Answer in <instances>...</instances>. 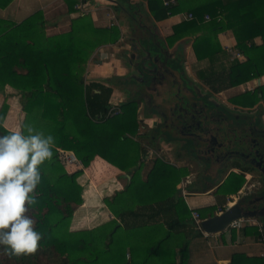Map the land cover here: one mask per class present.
Returning <instances> with one entry per match:
<instances>
[{
	"label": "trees",
	"instance_id": "1",
	"mask_svg": "<svg viewBox=\"0 0 264 264\" xmlns=\"http://www.w3.org/2000/svg\"><path fill=\"white\" fill-rule=\"evenodd\" d=\"M11 1L0 0V8ZM149 3L157 19L178 13L192 15L172 26L168 40L193 38L195 61L205 64L195 72L211 92L217 94L264 76V0H175L169 7L161 0ZM205 15L208 21H204ZM44 26L40 11L20 23L0 19V91L8 85L20 92L24 114L20 131L30 126L54 137L53 155L40 166L35 203L26 205L25 213L42 239L36 251L27 255L11 256L0 249V264H151L154 260L187 264V244L202 233L195 229L176 188L178 178L141 186L129 181L103 199L113 216L109 222L90 230H69L72 214L82 203L76 180L81 170L66 172L63 152H72L83 169L99 156L122 170L138 124L135 109H123L109 118L111 89L96 82L84 83L88 58L99 46L118 40V29L97 28L89 17L73 18L68 32L54 36H45ZM225 30L232 34L240 60L227 62L217 40V34ZM215 65H220L219 70L211 69ZM261 99L264 86L254 93L237 94L230 101L245 107ZM6 111L2 104L0 135L11 132L2 126ZM142 154L148 157L147 152ZM234 166L236 171L215 185L214 194L221 199L218 205L196 209L200 222L223 212L222 198L236 194L246 182L249 171ZM133 178L141 183L140 177ZM261 222L262 228L244 226L242 233L264 239ZM241 263L252 264V258L232 254L229 264Z\"/></svg>",
	"mask_w": 264,
	"mask_h": 264
},
{
	"label": "crops",
	"instance_id": "2",
	"mask_svg": "<svg viewBox=\"0 0 264 264\" xmlns=\"http://www.w3.org/2000/svg\"><path fill=\"white\" fill-rule=\"evenodd\" d=\"M149 2L150 0H12L5 8H0V19L8 20L13 23H20L31 14L40 11L45 24V36H54L68 32L70 30L71 20L77 17H89L92 25L97 28L118 29L120 34L118 40L99 46L88 58L85 64L87 70L84 72L85 84L104 80L113 75L120 77L125 75V73H128V69L121 60L120 56L122 55V52L120 53V51H127L130 43H133L141 50H154L155 48L152 46V35H150L151 32L153 35L158 34L162 40L166 41V46L169 52L176 51L181 55L183 62L186 60L183 67H185L184 65L189 67L187 57L191 53L193 65L192 68L190 66L187 70L185 69V72L187 76L196 81L198 76L195 71L197 68L203 67L205 64H199L195 61L191 48L193 38L181 37L171 43L168 40V37L171 35L172 26L181 21L188 20L184 18L186 13H178L167 18L157 19L150 8ZM75 6H80V9L76 10ZM131 16L133 19H131ZM143 29L147 32L145 33ZM130 30L133 31V38L130 37ZM217 40L224 52L228 53L226 54L227 62L241 59V55L237 59L231 58V55H229V50L235 49L234 40L229 30L218 33ZM179 48L181 51L180 53L178 51ZM176 52L174 53L176 54ZM159 58L161 60L163 57L161 56ZM219 68L220 65H215L211 69L219 70ZM191 69H193V71H191ZM192 73L195 74H193L194 77ZM258 80L259 84H264V76H261L253 82L254 86L258 84ZM248 84L249 83L245 85ZM202 85L204 86L203 83ZM240 88H242V85ZM247 88H249V86H247ZM229 90L220 93L222 94ZM115 92H113L109 104L116 103V101L112 99ZM19 97L20 92L8 85H5L0 91V108L2 104L7 106L2 126L11 132L20 131V126L24 119V114L20 111ZM139 119L140 123L143 124H152L155 121L154 118L146 121L144 120L143 115H141ZM143 130L144 128L141 125H138L136 134L142 133ZM132 142L137 141L132 138ZM65 153L68 154L72 152H63V154ZM136 153L139 156L138 142ZM129 154L130 151L126 159V164L122 170L112 166L99 156H95L87 168H78L81 170V175L78 176L76 180L81 187L82 203L72 214L69 223L70 231L90 230L109 222L113 216L104 205L103 199L110 197L114 192L122 189L125 184L129 183V181H133L137 186L150 183L146 181L137 183L134 180L131 173L132 171L130 170L131 168H129L130 166L133 168L134 164H130L131 159ZM140 160H144V158H141ZM74 166L75 165H67L66 171L69 173L73 172L75 170ZM172 169V171H175V177L174 175L172 177L164 176V178L156 181L177 178L184 180L182 182L179 180L176 188L179 190V194L182 196L181 199L184 204L191 212V219L192 212L197 213L196 209L216 205L218 197L214 194L215 185L210 188H203L202 186L198 187V184L200 185L199 182L194 186L193 184H190V181L188 180V178L192 176L191 171H178L175 168ZM236 169L234 163H232L227 174L232 170L236 171ZM226 175L222 178H220L222 176L220 175L217 178L216 183L222 182L226 178ZM251 179H253V176L247 172L246 182L244 183V185L249 183L247 189L243 190V185L236 194L226 195L223 198L221 197L224 200V208L231 205L232 200L238 197L239 193L246 190L250 191L254 188V185L251 184ZM188 191H195V193L197 192L202 195L209 194L213 197L214 201L208 205L192 208L188 206L186 199V192ZM219 213L220 212L217 214ZM247 220L248 221H245L246 223H243L239 228L232 229L228 227L221 233L207 234V237L203 236V231V233L200 231L202 235L192 238L187 244V264H229L231 256L234 253L252 258V264H263L261 261L264 255V239L261 240L254 238L251 234L244 235L241 231L244 226H257L262 228V222L259 219ZM153 262H151V264H158L155 260Z\"/></svg>",
	"mask_w": 264,
	"mask_h": 264
},
{
	"label": "flooded vegetation",
	"instance_id": "3",
	"mask_svg": "<svg viewBox=\"0 0 264 264\" xmlns=\"http://www.w3.org/2000/svg\"><path fill=\"white\" fill-rule=\"evenodd\" d=\"M132 33L130 30L131 38ZM150 35L154 50H141L130 43L127 51H120L121 60L128 73L95 81L111 89L110 98L116 91L112 98L116 103L110 104L112 109H119L120 112L123 109H135L146 121L154 118L152 124H144V132L136 134L138 148L143 147V152L150 153L165 166L178 171L188 169L193 178L190 184L196 186L200 182L198 187L203 188L216 185L217 178L228 166L232 163L238 164L247 169L253 177L255 174L258 176L259 189L256 191L253 188L251 191L253 196H262L263 194L259 193L264 190V182L256 162L246 156H225L220 147L211 153L194 134L199 131V122L208 117L209 124L213 126L224 130L226 129L223 126L242 130L240 133L244 139L249 144H257L262 151L264 100L244 107L232 103L227 95L211 92L187 76L181 55L176 51V54L169 52L165 40L158 34L153 35L151 32ZM178 51L181 52L180 48ZM161 56L163 58L160 60ZM260 86L261 84H256L250 93L256 92ZM257 96L262 97L259 92ZM184 117L190 120L187 126L180 125V119ZM206 140L212 139L208 137ZM212 141L220 142L221 139ZM248 198L250 194L245 196L246 200ZM256 219L264 221L263 216Z\"/></svg>",
	"mask_w": 264,
	"mask_h": 264
},
{
	"label": "clouds",
	"instance_id": "4",
	"mask_svg": "<svg viewBox=\"0 0 264 264\" xmlns=\"http://www.w3.org/2000/svg\"><path fill=\"white\" fill-rule=\"evenodd\" d=\"M25 129L0 135V249L11 256L35 252L42 239L26 205L35 203L40 166L53 155V135Z\"/></svg>",
	"mask_w": 264,
	"mask_h": 264
},
{
	"label": "water",
	"instance_id": "5",
	"mask_svg": "<svg viewBox=\"0 0 264 264\" xmlns=\"http://www.w3.org/2000/svg\"><path fill=\"white\" fill-rule=\"evenodd\" d=\"M257 83L259 84V80ZM140 116L139 111H137V123L144 128V124L140 123ZM202 120L203 121L199 122L200 126L198 133L194 134L196 138L202 141L211 153H213L217 147H220L222 153H225V156L228 154L237 157L246 156L247 159L256 162L257 168L261 173V179L264 182V149L261 151V148H259L257 144H249L241 135L240 131L242 132V130L239 131L235 128L223 126L226 129L224 130L221 127L209 124L208 117ZM189 122V118L184 117L180 119V125L182 126H187ZM205 130L207 131L204 132ZM206 135L212 140L220 138L221 141H208L206 140V138H208ZM251 184L254 185V190L257 191L259 189V182L252 181ZM248 194H250V198L246 200L245 196ZM256 214L260 215L257 216ZM261 216L264 217V194L258 197L257 195L253 196V191L251 190L244 191L239 193L238 197L235 198L231 205L226 207L223 212L201 221L200 228L206 234H217L225 231L228 226L236 220L256 219Z\"/></svg>",
	"mask_w": 264,
	"mask_h": 264
},
{
	"label": "rangeland",
	"instance_id": "6",
	"mask_svg": "<svg viewBox=\"0 0 264 264\" xmlns=\"http://www.w3.org/2000/svg\"><path fill=\"white\" fill-rule=\"evenodd\" d=\"M226 54H228V53H226ZM185 62H186V60H184V64H185ZM187 62L189 64V67L191 66V68H192L193 58L191 56V53L187 57ZM184 66H185L184 69H186V70L189 68L187 65H184ZM86 70H87V66H85V71ZM191 71H193V69H191ZM193 74L194 73H192V75ZM194 75H193V77H194ZM254 81H256V79H252V80H250V81H248L246 83H243L244 85L241 84L242 85V88H240L241 85H239V86H236L233 89H231V90H229V91H227L225 93H222L221 95H225V96L227 95L230 98H232V97H234V94L235 95L236 94H243V93H246V92H249L250 93L251 90L254 87V85H253V82ZM196 82L199 83L200 85H202V83H201V81H200L199 78L196 80ZM261 82H262V78H261ZM247 83H249V84L248 85H245ZM263 85L264 84H262L261 86H263ZM247 86H249V88H247ZM143 132H144V130H143ZM132 138L136 139V134H134L132 136ZM141 147H142V145H141ZM142 149H143V147L141 149H139V153L140 154L138 156L137 153H136L137 152V142H132V145H131V148H130V154H129L130 159L134 162V166H133L132 172H131L132 173V176L140 177L141 178L140 179L141 182H144V181H146V182L156 181L158 179L164 178V176L166 174H168V173L174 174V177H175V175H176L175 174V171H172L173 169L170 166H168V165L165 166L161 162H159L158 160H155V158H153L154 156L151 155L150 153L148 154V157L147 158L144 157L143 154H142V152H143ZM141 158H144V160H140ZM66 166L67 165L65 164V170H66ZM81 167H82L81 166V163H80L79 166L78 165L77 166H74V169H75L74 171L78 170V168H81ZM193 170H195V169L193 168ZM186 171H188V169ZM228 171H229V166H228V168L226 169V171L222 174V176L220 178H222L224 175H226ZM150 174L154 175V177L152 179H150V180L146 179L145 177H147ZM179 180L181 182L184 181L182 179H179ZM188 180L190 182H193V178L192 177H189ZM250 181L251 182L252 181H259L258 176L255 174L254 177H253V179H251ZM248 185H249V183L244 185V190L248 188ZM186 193H187L186 199H187V202H188V206H190L192 208L200 207V206H204V205H208V204L213 203V201H214L213 200V197L211 195H209V194L202 195V194H198L197 192L195 193V191H188ZM235 196H237V195H235ZM180 197H182V196H180ZM220 201H221V199L218 198L216 200V205H218V203ZM233 201H234V199L232 200V202ZM125 255L127 257V255H128L127 252H126Z\"/></svg>",
	"mask_w": 264,
	"mask_h": 264
},
{
	"label": "built area",
	"instance_id": "7",
	"mask_svg": "<svg viewBox=\"0 0 264 264\" xmlns=\"http://www.w3.org/2000/svg\"><path fill=\"white\" fill-rule=\"evenodd\" d=\"M161 1H162V5L164 7H169V6L175 4V0H161ZM75 9L76 10L80 9V6H75ZM184 18L190 20V19H192V15L191 14H186ZM204 20L208 21L209 17L207 15H205L204 16ZM229 52H230L229 54L231 55V58L237 59V58L240 57V54H239V52L236 49L229 50ZM116 114H119V109H111L108 112L107 116L110 118V117L115 116ZM63 159H64V162H65L66 165H75V166H77V165L79 166L80 165V161L72 153L63 154ZM192 220H193V222L195 224L196 229H198L199 231L202 232V230L200 228V223L201 222H200L198 213L192 212ZM245 221H248V220L247 219L236 220V221L232 222L228 227L232 228V229L239 228L243 223H246ZM203 236L207 237V234L203 233ZM263 258H264V255H263Z\"/></svg>",
	"mask_w": 264,
	"mask_h": 264
},
{
	"label": "bare ground",
	"instance_id": "8",
	"mask_svg": "<svg viewBox=\"0 0 264 264\" xmlns=\"http://www.w3.org/2000/svg\"><path fill=\"white\" fill-rule=\"evenodd\" d=\"M244 190V189H243Z\"/></svg>",
	"mask_w": 264,
	"mask_h": 264
}]
</instances>
